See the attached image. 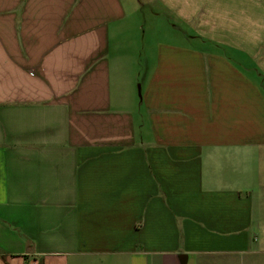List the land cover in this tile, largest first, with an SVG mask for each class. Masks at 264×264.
I'll return each instance as SVG.
<instances>
[{"label":"crops","instance_id":"1","mask_svg":"<svg viewBox=\"0 0 264 264\" xmlns=\"http://www.w3.org/2000/svg\"><path fill=\"white\" fill-rule=\"evenodd\" d=\"M143 1L0 0V264H264V0Z\"/></svg>","mask_w":264,"mask_h":264},{"label":"rangeland","instance_id":"2","mask_svg":"<svg viewBox=\"0 0 264 264\" xmlns=\"http://www.w3.org/2000/svg\"><path fill=\"white\" fill-rule=\"evenodd\" d=\"M126 1H127V7H128V2H129V5L132 2L133 7L134 6L137 7V9H138V12L136 14L137 21H138L140 27H142V26L144 27V29H145L144 35L147 36V38L153 39V41H156V40L162 41L163 40L162 38H167L169 36L168 33L158 34L156 31H153L154 27L152 26V22L149 20V18L151 17V16H149L150 10H148V7L146 6L145 1L141 0L140 5H139V3L136 5L137 0H126ZM159 21H161V20H154V22H159ZM158 30H162V29L159 27ZM144 35L142 33L141 37ZM140 46L141 45L138 44V48Z\"/></svg>","mask_w":264,"mask_h":264}]
</instances>
